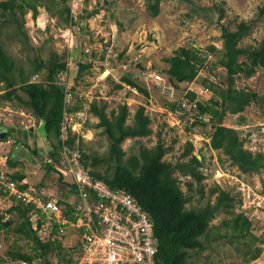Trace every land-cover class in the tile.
<instances>
[{"label": "trees", "instance_id": "16d2710c", "mask_svg": "<svg viewBox=\"0 0 264 264\" xmlns=\"http://www.w3.org/2000/svg\"><path fill=\"white\" fill-rule=\"evenodd\" d=\"M160 2L161 0L148 2L147 8L151 16L158 14ZM57 5L56 0H0V37L8 36L10 32L6 31L5 34V30L14 27L12 35L20 44L28 45L29 37L24 30L25 14L31 12V17L35 20L39 15L38 8L43 7L47 13L54 15ZM217 10L220 21L225 13L222 8ZM93 12L88 16L93 15ZM57 13L64 16L67 22L72 21L69 7L58 8ZM261 19H264V4L257 9L252 20L240 21L234 30L219 24L221 50L218 51L211 45L206 54L196 47L179 48L166 59L168 67L165 73L171 89L177 90L176 86L180 83H192L197 80L200 72H205L206 76L200 85L213 93V96L204 101L198 99L196 91L188 89L179 101L166 103V108L177 114L180 120L190 118V126H185L187 131L192 127L193 133L197 128L203 131L209 126V133L203 132L204 141L208 140L209 148L219 151L243 175L264 172V152L252 153L245 149V139L240 138L237 130L223 126L222 121L227 114H241L251 104L264 108V94L259 95L248 88H235L236 78L241 75L249 78L257 69L264 68V36L257 47L239 45ZM81 26L79 22V27ZM88 52L81 50L79 58L74 60L77 63L75 72L72 68L74 65L71 66L64 60L65 54L59 55L56 52H51L47 60L35 55L30 67L24 69L17 64L15 58L8 55L0 42V82L5 91L0 95V103L9 101L15 107L29 112L37 121L43 120L45 144L49 147L47 155L53 163H57L59 158L57 152L65 112L74 115L83 110L98 120L96 127L101 129V134L108 140L107 156L100 158L89 155L83 148L80 135L71 134L70 129L68 144L78 146L81 161L93 178L103 181L112 191L130 194L150 216L156 238L155 264H191L194 257L208 248L209 241L220 240L229 244L233 241L241 243L246 262L258 259L263 253L264 234L260 236L253 232L256 225L247 214L235 212L236 204L241 203L239 193L214 185L205 194L202 185L204 175L201 171L204 157L200 156L198 159L195 154L192 155L194 147L191 142H186L185 150L180 156L181 159L187 158L186 161H166L164 156L169 148L159 138L151 148L139 145L137 152L125 159L126 153L121 144L128 138L150 136L151 120L145 114L144 107L139 106L128 124L129 110L126 105H119L117 109L106 113L105 105H98L96 100L89 102L77 91L78 81L92 67V59H86ZM211 53L219 55V58L213 61L208 55ZM90 55L92 54L89 53ZM217 68L224 71L221 78L216 75ZM216 79L219 80L216 82ZM123 81L142 95L148 96V92L137 82L125 78ZM67 96H70L69 102H66ZM182 100L194 103L192 115L182 109ZM205 117L208 121H205ZM240 121L245 120L241 117ZM9 137L6 131L5 139L0 140V143L7 141ZM18 144L22 143L14 140L12 148ZM37 154L38 150H34L33 155ZM15 157L10 154L7 159L8 168L14 169L20 164L19 161H14ZM222 161L224 160L220 158V162ZM101 165L105 166L103 172L96 170ZM44 168L49 174L55 171L52 164H45ZM8 175L15 182L25 178V174L19 171ZM180 178L187 179L185 191L182 190ZM58 181L64 183L61 178ZM64 185L71 186L68 183ZM193 192L199 195V199H205L203 206H187L192 200ZM211 198H214V202H211ZM31 208L22 204L12 206L7 213L14 212L16 220H4V215L0 214V232L4 239L8 240V236L13 234L26 242L25 246H21L16 239L13 245L4 247L1 250L0 264H18L21 261L26 264L77 263L79 251L65 246L64 243L68 242L66 238L52 240L50 237L46 241L40 240L37 231L31 227ZM220 213L225 217L218 225L211 227L210 223Z\"/></svg>", "mask_w": 264, "mask_h": 264}, {"label": "rangeland", "instance_id": "374dc122", "mask_svg": "<svg viewBox=\"0 0 264 264\" xmlns=\"http://www.w3.org/2000/svg\"><path fill=\"white\" fill-rule=\"evenodd\" d=\"M56 1L58 5L55 7L54 15L47 13L43 7L38 8L39 15L35 20L32 19L31 12L25 14L24 30L29 37L28 45L20 44L12 35L11 31L15 30L14 27L5 30V34L6 31L10 34L0 37V42L8 55L26 69L32 64L35 55L47 60L51 52L65 54L64 60L69 65H74L72 68L75 72L77 63L74 60L79 58L81 50L89 51L86 59L88 61L92 59V67L78 81L77 91L89 102L96 100L98 105H105L106 113L117 109L119 105H126L129 110L128 124L131 123L132 116L139 106L144 107L145 114L151 120L150 136L128 138L121 144L126 153L125 159L137 152L139 145L151 148L159 138L163 145L169 148L164 156L166 161L172 163L179 160L186 161L187 158L181 159L180 156L185 150L186 142H191L194 147L192 155L204 157L201 171L204 175L202 185L205 194L214 185L222 189L230 188L235 193L241 192L238 198L242 200V204H236L235 212L245 213L246 210H251L245 214L255 222L256 229L253 232L260 236L264 234V208H259L257 205L262 203L264 206V172L258 175L241 174L219 151L209 148L208 140L207 143L204 141L203 132L209 133V126L203 131L197 129L195 134L193 127L187 131L185 126H190V118L180 120L177 114L172 113L165 106L168 102L179 101L188 89L196 91L199 100L205 101L213 96L210 90H203L200 85L206 76L205 72H200L194 82L180 83L176 86L177 90L171 89L165 73L168 67L166 59L179 48L196 47L206 54L211 45L218 51L221 50L219 24L234 30L240 21L252 20L257 9L264 4V0H190L189 2L161 0L159 12L155 17L150 15L147 8L150 0H66L64 3L60 0ZM65 6L71 10L72 21L67 22L64 16H59L57 13L58 8ZM218 8H222L225 13L220 21H218ZM90 12H93V15L88 16ZM263 36L264 19H261L256 23L251 34L242 39L239 45L257 47ZM89 53L92 55L89 56ZM208 55L213 61L219 58V55L214 53ZM156 74L161 76L160 80H156ZM223 74V69H216L218 77L221 78ZM123 78L143 86L148 96L127 85ZM235 88H248L263 95L264 68L257 69L249 78L243 75L236 78ZM181 102L185 103V100ZM7 107L10 114L3 119L2 127L10 137L0 144V170L7 176L14 171L22 172L25 174L27 186L64 198L66 186L57 180L54 172L49 174L45 170L41 155L35 158L37 163L22 161L18 162L20 164L14 168L15 170L8 168L7 159L10 158L14 140L23 142L22 145L25 146V142L27 139L30 140L33 134V143L36 142L37 146L42 144L45 151H48L49 147L45 144L43 120L37 121L29 112L15 107L13 103ZM193 112L194 109L187 113L192 115ZM80 113L82 117L85 116V122H88L86 126L83 124L85 128H81L79 133L84 150L91 156L100 158L107 156L108 140L101 134V129L96 127L98 120L83 110ZM241 117L245 121L241 122ZM205 121H208L207 117ZM30 124L31 126L33 124V130H26V126L29 127ZM222 125L239 132L240 138L245 139V149L252 153L264 152L263 107L251 104L241 114H227ZM77 130L80 131L79 128ZM20 151L18 155L22 157L23 152ZM220 158L224 161L220 162ZM104 169L105 166L101 165L96 170L103 172ZM186 181V178H180L183 191L186 190ZM247 195H250V199ZM251 196L256 199L255 202L258 201L254 206L250 204ZM211 202H214V198H211ZM204 203L205 199H199V195L193 192L192 200L187 206L198 208ZM13 205L15 204L12 203ZM7 206L2 207L4 210L11 208ZM6 217L16 220L14 212L7 213ZM224 217V214H218L210 226L218 225ZM8 237L9 239L5 240L0 232V255L1 250L13 245L16 239L21 246L26 244L24 240L13 234ZM209 243L204 252L191 260V264H264V253L258 259L246 262L243 259L241 243L233 241L229 244L224 240L209 241Z\"/></svg>", "mask_w": 264, "mask_h": 264}, {"label": "built area", "instance_id": "2783aa9c", "mask_svg": "<svg viewBox=\"0 0 264 264\" xmlns=\"http://www.w3.org/2000/svg\"><path fill=\"white\" fill-rule=\"evenodd\" d=\"M155 78L160 80L161 76L156 74ZM1 87L2 82L0 95L5 92ZM69 99L67 96L66 102ZM181 107L188 112L195 105L185 101ZM6 112L10 114L7 106L0 103V117ZM84 117L80 112L74 115L65 112L57 163H53L47 154L43 158L45 164L53 165L57 180L61 178L71 185H65L66 198L30 186L23 188L25 180L15 182L1 172L0 213L5 220L8 210L2 206L12 207L14 203L32 207L31 227L37 231L40 240L66 238L68 242L64 245L79 251L75 264H155L156 238L150 216L130 194L112 191L103 181L93 178L81 161L78 146L68 144L70 133H81ZM247 198L250 199V195ZM255 200L252 197V206L258 202ZM257 205L264 208L262 203ZM249 212L251 210L245 211ZM262 248L264 253V243Z\"/></svg>", "mask_w": 264, "mask_h": 264}, {"label": "clouds", "instance_id": "9594fccd", "mask_svg": "<svg viewBox=\"0 0 264 264\" xmlns=\"http://www.w3.org/2000/svg\"><path fill=\"white\" fill-rule=\"evenodd\" d=\"M1 104H2V106H5V105L8 106V105L10 104V102H9V101H3ZM7 108H8V107H7ZM84 112H85V111H84ZM6 115L9 116V114L6 112L5 115H4L3 117H0V122H1V124H0V133L4 132L5 134H6V130H4V129H5L4 127L2 128V125H3L2 123H4V120H3V119L5 118ZM32 127H33V124H32V126H31V124H30L29 127L26 126L25 129H26V130H33ZM197 129H199V128H197ZM197 129H195V132L197 131ZM194 134H195V133H194ZM32 135H33V134H31V138H30V140L27 139V141L25 142V146L22 145L23 142H22L21 145L18 144V145L20 146V149L18 150V152L21 150V151L23 152V154H22V157H21V156H18L19 159H17V160L14 159V161H19V162H22V161H26V162H28V161H33V162H36V163H37V161L35 160V158L37 159V156H38V155H41V157H42V161H43L42 164L45 165L43 158L45 157V155H46L48 152L45 151V150L43 149L42 144H40L41 146H40V145L37 146V148H38V152H39L40 149H42V150H43L42 153L37 154V156H36V155L33 156V154L29 151V153H30V157H28V159L25 158V155H24V154H25V149L27 150V146L30 147L29 145H31V144H33V145L36 144V142H35V143L32 142ZM4 139H5V138H4ZM4 139H3V140H4ZM28 141H29V142H28ZM2 143H4V142H2ZM2 143H0V144H2ZM36 145H37V144H36ZM14 148H15V147H14ZM14 148H12V151L14 150ZM12 151H11V156H12ZM21 151H20V152H21ZM18 152H17V153H18ZM32 156H33L34 158H33ZM4 161H5V160H4ZM41 166H42V165H41ZM12 170H15V169H12ZM23 180H25V179H23ZM25 185H27V184H25ZM54 196H55V195H54ZM55 197H58V196H55ZM64 198H66V197H64ZM15 205H16V204H15ZM13 206H14V205H13ZM9 209H10V208H9ZM9 209H8V210H9Z\"/></svg>", "mask_w": 264, "mask_h": 264}, {"label": "water", "instance_id": "95a60500", "mask_svg": "<svg viewBox=\"0 0 264 264\" xmlns=\"http://www.w3.org/2000/svg\"><path fill=\"white\" fill-rule=\"evenodd\" d=\"M4 138H5V133L4 132L0 133V140H3ZM19 149H20V146L19 145H16L15 148H14V151L12 153V156H16V154H17V152H18ZM42 152H43V150L40 149L39 150V153H42ZM28 157H30V153L29 152H27L25 154V158L28 159ZM197 158L200 159L199 156H197ZM17 159H18V157L16 156L15 157V160H17Z\"/></svg>", "mask_w": 264, "mask_h": 264}, {"label": "flooded vegetation", "instance_id": "af4514ba", "mask_svg": "<svg viewBox=\"0 0 264 264\" xmlns=\"http://www.w3.org/2000/svg\"><path fill=\"white\" fill-rule=\"evenodd\" d=\"M29 146H30V147H28L29 149H28V148H27V150L25 149V154H26L27 152H29V151L32 153V152H34V150H38L36 144H34V145L31 144V145H29ZM25 154H24V155H25ZM32 154H34V153H32ZM33 156H34V155H33ZM33 156H32V157H33ZM36 156H37V155H36ZM33 158H34V157H33Z\"/></svg>", "mask_w": 264, "mask_h": 264}, {"label": "bare ground", "instance_id": "6f19581e", "mask_svg": "<svg viewBox=\"0 0 264 264\" xmlns=\"http://www.w3.org/2000/svg\"><path fill=\"white\" fill-rule=\"evenodd\" d=\"M16 156H17V157L19 156V155H18V153H17V155H16ZM18 159H19V157H18Z\"/></svg>", "mask_w": 264, "mask_h": 264}]
</instances>
